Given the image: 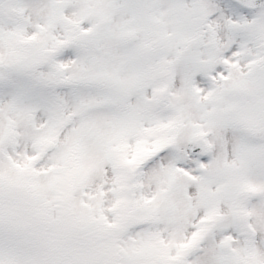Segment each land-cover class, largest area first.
I'll return each instance as SVG.
<instances>
[{"label": "snow or ice", "instance_id": "1", "mask_svg": "<svg viewBox=\"0 0 264 264\" xmlns=\"http://www.w3.org/2000/svg\"><path fill=\"white\" fill-rule=\"evenodd\" d=\"M0 264H264V0H0Z\"/></svg>", "mask_w": 264, "mask_h": 264}]
</instances>
